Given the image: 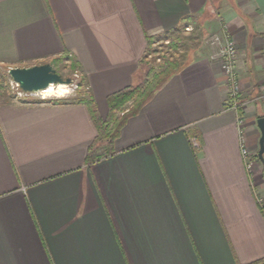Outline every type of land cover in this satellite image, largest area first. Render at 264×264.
Wrapping results in <instances>:
<instances>
[{
  "label": "crops",
  "instance_id": "crops-1",
  "mask_svg": "<svg viewBox=\"0 0 264 264\" xmlns=\"http://www.w3.org/2000/svg\"><path fill=\"white\" fill-rule=\"evenodd\" d=\"M223 26L244 96L259 99L264 0H0V67L75 61L102 119L109 94L143 81L151 44L201 43L93 161L82 98L0 91V264H264V164L246 168L206 42ZM241 115L259 151L264 102Z\"/></svg>",
  "mask_w": 264,
  "mask_h": 264
},
{
  "label": "rangeland",
  "instance_id": "rangeland-1",
  "mask_svg": "<svg viewBox=\"0 0 264 264\" xmlns=\"http://www.w3.org/2000/svg\"><path fill=\"white\" fill-rule=\"evenodd\" d=\"M210 36H207V39ZM170 38L171 39H169V41L163 39L157 41L156 44L154 45L152 44L150 45V48L148 49V52L144 57L145 59L143 61V71H145L143 81L148 76L151 79H154L157 73L169 72L170 68H172V70L174 68V72H175L181 66L182 61L183 60L185 61V59L187 58L186 55L188 54L187 53L188 50L190 49L194 50L195 47L198 46L197 45L198 43L201 44L200 42H198L199 40L197 39L198 37L193 33L187 34L181 32V34H177L176 37L171 36ZM204 43H205V39H204ZM54 62L56 63L55 64L56 68L61 73V75H63L64 78L72 77L74 79V83L69 84V86L71 87V92L68 93V95L64 97H57V96L49 97L47 99L81 100V98H83L84 96V93L86 92V87L83 86V74H81V72L77 69L75 61H71L67 59V60H59ZM0 91L2 93H11V94H17L18 92V89H16V86L12 78L8 74V68L6 67L3 68L0 67ZM241 92H242L241 98L247 100L246 97L244 96V92L243 91ZM258 96L259 99H256L257 101L256 100L251 102L249 101L247 107L243 109V112L247 110L250 104H253L255 102L257 104H261L264 102V92H258ZM131 103L132 102L127 104L124 109L130 107ZM122 115H123L122 110L116 113V117H121Z\"/></svg>",
  "mask_w": 264,
  "mask_h": 264
},
{
  "label": "trees",
  "instance_id": "trees-1",
  "mask_svg": "<svg viewBox=\"0 0 264 264\" xmlns=\"http://www.w3.org/2000/svg\"><path fill=\"white\" fill-rule=\"evenodd\" d=\"M55 64L56 63L53 65L56 67ZM173 72L174 68L173 70L170 68L169 72L157 73L154 79H151L148 76L140 84L128 86L120 89L118 92L109 94L107 96L109 113L105 119H102L99 116V113L96 111L91 100L82 98V100L91 107L93 119L98 128L97 139L89 149L90 153L88 155V160L93 161L96 159L95 152L101 143H106L108 147L112 146V144L120 137L121 129L125 126L127 120L141 111L146 102L152 97L158 88L165 83ZM130 102H132L130 107L124 109ZM120 110L123 111V115L121 117H116V113ZM109 148H107L108 151ZM258 263L259 262H256L254 264Z\"/></svg>",
  "mask_w": 264,
  "mask_h": 264
},
{
  "label": "built area",
  "instance_id": "built-area-1",
  "mask_svg": "<svg viewBox=\"0 0 264 264\" xmlns=\"http://www.w3.org/2000/svg\"><path fill=\"white\" fill-rule=\"evenodd\" d=\"M221 29L222 30L219 33L211 35L207 39V42L214 44L217 48L215 58H218L221 62V68L223 69L225 80H227L228 85V94L226 96L225 105L228 109L238 113L239 124L241 126L240 131L242 154L246 160V168L252 174L256 170L255 168L258 165L259 156L258 151L250 149L248 144H246V132L243 128L245 119L241 115L243 109L247 107L249 100L241 98L242 86L241 80H239V75L236 67L238 58V49L236 41L231 38L229 29H227L226 26H223ZM15 86L16 89H18L17 84H15ZM17 94L21 97L38 96L41 100L49 98L39 93L26 94L20 89H18ZM194 144L197 145L196 141H194Z\"/></svg>",
  "mask_w": 264,
  "mask_h": 264
},
{
  "label": "water",
  "instance_id": "water-1",
  "mask_svg": "<svg viewBox=\"0 0 264 264\" xmlns=\"http://www.w3.org/2000/svg\"><path fill=\"white\" fill-rule=\"evenodd\" d=\"M8 74L17 84L18 89L26 94L40 93L51 84L63 83L68 85L74 83L72 77L64 78L50 62L29 65L28 67H11L8 69ZM257 124L261 131L258 156L264 164V116L258 119Z\"/></svg>",
  "mask_w": 264,
  "mask_h": 264
},
{
  "label": "bare ground",
  "instance_id": "bare-ground-1",
  "mask_svg": "<svg viewBox=\"0 0 264 264\" xmlns=\"http://www.w3.org/2000/svg\"><path fill=\"white\" fill-rule=\"evenodd\" d=\"M71 92V87L69 86V84H63V83H59V84H51L49 87H47L46 89L42 90V92H40L39 94L44 95L46 97H64L66 95H68V93Z\"/></svg>",
  "mask_w": 264,
  "mask_h": 264
}]
</instances>
